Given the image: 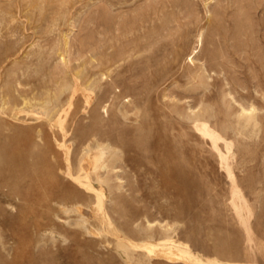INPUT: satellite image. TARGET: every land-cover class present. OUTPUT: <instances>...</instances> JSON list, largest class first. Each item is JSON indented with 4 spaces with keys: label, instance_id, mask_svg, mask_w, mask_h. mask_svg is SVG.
Returning <instances> with one entry per match:
<instances>
[{
    "label": "rangeland",
    "instance_id": "rangeland-1",
    "mask_svg": "<svg viewBox=\"0 0 264 264\" xmlns=\"http://www.w3.org/2000/svg\"><path fill=\"white\" fill-rule=\"evenodd\" d=\"M7 123L46 160L0 179V264H264V0H0ZM103 146L106 188L80 169Z\"/></svg>",
    "mask_w": 264,
    "mask_h": 264
},
{
    "label": "bare ground",
    "instance_id": "bare-ground-1",
    "mask_svg": "<svg viewBox=\"0 0 264 264\" xmlns=\"http://www.w3.org/2000/svg\"><path fill=\"white\" fill-rule=\"evenodd\" d=\"M32 108H33V111L41 113L44 116V119L48 124L51 123V121L53 120V107H47V106L40 107V106L34 105ZM248 110L249 109L241 110L242 113L239 115V119H242L243 121H249V119H251L252 117V114L250 112H245ZM199 115H200L199 113H196L194 114L193 117L197 118ZM5 126L9 132L5 133L1 131L0 129V159H3L6 162V164H3L4 166L0 164V179H3L7 184H10L12 179L15 181H19L20 183H26L27 189L30 190L32 186L34 185V182L37 179L38 173H39L35 166L39 164L41 161H45L46 159H44V155L40 156V154L35 153L33 149L28 145H25L24 147H22L20 154L17 157H15L13 155L14 153L11 152L10 150L12 149L13 145L16 146V144L19 142L18 139L20 138V135H23V134L25 135V138H26L25 140L27 143L32 142L31 136L28 135V131L30 129L23 128V126L14 125L10 123H7ZM31 144L32 143H30V145ZM104 149H107L108 151H110V155H111L110 158H107V159L104 158ZM115 154L116 152L113 149H111L110 146H103L101 148L90 150L84 155L83 161L81 160L82 163L80 165V169L83 170L84 168H91L93 171H95L98 168H107L111 170L113 166H112L110 159L112 158V156H115ZM29 157H32L31 160H28ZM101 174H99L98 171H95L93 179L97 181L101 185V187L106 188L108 187V182L104 177L101 176ZM85 177H88V176L86 175ZM78 180L81 181L80 179ZM87 185L90 186L89 183H87ZM73 194H79V191L77 190ZM2 195L5 197H9V198H12L14 196L17 199H22V200H26L28 198L26 192H17V191L15 192V191H9V190L2 193ZM68 195L70 197L71 193H69ZM106 195L108 197V194ZM62 198L63 200H56L55 203H57L60 207H63L64 209V205H65L64 200H66L64 194L62 195ZM100 204H102V201H101V198L99 197L97 205H100ZM19 207L23 209L22 206H19ZM64 210H65L64 212H66V209ZM73 210L79 213L77 222L84 229L90 231L91 230L90 226L88 225L87 220H86L87 217L89 216L87 209L82 207L80 204H76ZM98 212H99V215H97L98 222L102 225V228L105 230L107 229V220L102 215V212H103L102 209L98 210L96 213ZM2 220H4V213L0 209V222ZM93 231L91 230V232ZM118 246L123 251L126 252L127 249L131 246V244L124 240H118ZM143 246L145 247V249L149 251H154L158 249L161 255H163L164 257H168L169 259L179 254L176 248H174L173 246L167 247L166 243L162 244L159 248H155V247H152L151 245H146V244Z\"/></svg>",
    "mask_w": 264,
    "mask_h": 264
}]
</instances>
